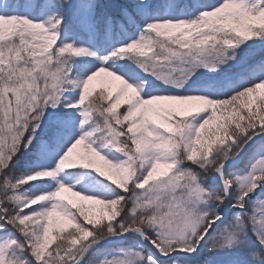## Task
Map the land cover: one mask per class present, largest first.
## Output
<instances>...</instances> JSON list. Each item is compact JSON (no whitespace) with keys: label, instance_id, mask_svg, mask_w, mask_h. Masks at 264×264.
Here are the masks:
<instances>
[{"label":"snow or ice","instance_id":"snow-or-ice-1","mask_svg":"<svg viewBox=\"0 0 264 264\" xmlns=\"http://www.w3.org/2000/svg\"><path fill=\"white\" fill-rule=\"evenodd\" d=\"M0 264H264V0H0Z\"/></svg>","mask_w":264,"mask_h":264},{"label":"rangeland","instance_id":"rangeland-1","mask_svg":"<svg viewBox=\"0 0 264 264\" xmlns=\"http://www.w3.org/2000/svg\"><path fill=\"white\" fill-rule=\"evenodd\" d=\"M65 197L68 199L73 200L74 202L79 203V199L77 197H74L71 193H64ZM85 203H89V202H85ZM91 214L96 215L99 213L100 211V207L99 206H94V207H90L87 209Z\"/></svg>","mask_w":264,"mask_h":264}]
</instances>
